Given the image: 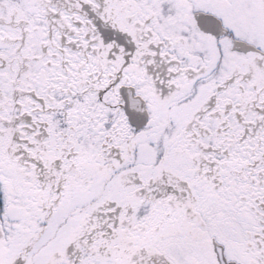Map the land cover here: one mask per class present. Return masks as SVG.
Here are the masks:
<instances>
[{
	"label": "snow or ice",
	"instance_id": "1",
	"mask_svg": "<svg viewBox=\"0 0 264 264\" xmlns=\"http://www.w3.org/2000/svg\"><path fill=\"white\" fill-rule=\"evenodd\" d=\"M0 264H264V0H0Z\"/></svg>",
	"mask_w": 264,
	"mask_h": 264
}]
</instances>
